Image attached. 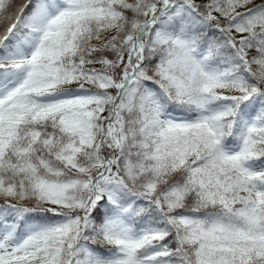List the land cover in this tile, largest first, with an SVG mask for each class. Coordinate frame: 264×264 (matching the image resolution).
<instances>
[{"label":"snow or ice","instance_id":"6c2138e0","mask_svg":"<svg viewBox=\"0 0 264 264\" xmlns=\"http://www.w3.org/2000/svg\"><path fill=\"white\" fill-rule=\"evenodd\" d=\"M0 264H264V0H0Z\"/></svg>","mask_w":264,"mask_h":264}]
</instances>
